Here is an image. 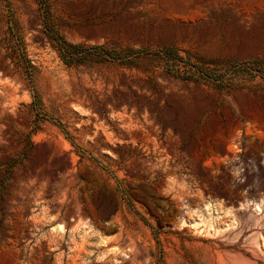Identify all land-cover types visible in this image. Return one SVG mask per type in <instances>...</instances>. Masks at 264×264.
<instances>
[{"label": "rangeland", "instance_id": "rangeland-1", "mask_svg": "<svg viewBox=\"0 0 264 264\" xmlns=\"http://www.w3.org/2000/svg\"><path fill=\"white\" fill-rule=\"evenodd\" d=\"M263 230L264 0H0V264H264Z\"/></svg>", "mask_w": 264, "mask_h": 264}, {"label": "trees", "instance_id": "trees-1", "mask_svg": "<svg viewBox=\"0 0 264 264\" xmlns=\"http://www.w3.org/2000/svg\"><path fill=\"white\" fill-rule=\"evenodd\" d=\"M71 48H74V49H81V45H69ZM168 53V55H173L174 53H173V51H168L167 52ZM174 57L176 56V55H173Z\"/></svg>", "mask_w": 264, "mask_h": 264}, {"label": "bare ground", "instance_id": "bare-ground-1", "mask_svg": "<svg viewBox=\"0 0 264 264\" xmlns=\"http://www.w3.org/2000/svg\"><path fill=\"white\" fill-rule=\"evenodd\" d=\"M263 234H264V230H263ZM254 254H256V252H254V251H252ZM249 260H250V258H249ZM246 261H248V259L246 260ZM250 262V261H249Z\"/></svg>", "mask_w": 264, "mask_h": 264}]
</instances>
